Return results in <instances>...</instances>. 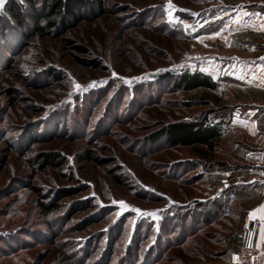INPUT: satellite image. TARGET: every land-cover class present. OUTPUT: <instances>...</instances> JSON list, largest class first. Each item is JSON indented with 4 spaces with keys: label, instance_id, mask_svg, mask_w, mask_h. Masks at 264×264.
Here are the masks:
<instances>
[{
    "label": "rangeland",
    "instance_id": "rangeland-1",
    "mask_svg": "<svg viewBox=\"0 0 264 264\" xmlns=\"http://www.w3.org/2000/svg\"><path fill=\"white\" fill-rule=\"evenodd\" d=\"M9 1L0 7V264H241L228 241L243 244L245 212L201 226L192 209L214 193L202 175L209 161L228 156L201 163L189 148L149 141L215 109V91H177L166 76L221 56L231 43L223 13L240 0H103L107 13L68 33L86 51L75 55L62 38L23 41L5 16ZM45 155L60 167L42 171ZM33 184L45 195L80 191L44 216Z\"/></svg>",
    "mask_w": 264,
    "mask_h": 264
},
{
    "label": "crops",
    "instance_id": "crops-1",
    "mask_svg": "<svg viewBox=\"0 0 264 264\" xmlns=\"http://www.w3.org/2000/svg\"><path fill=\"white\" fill-rule=\"evenodd\" d=\"M224 17L231 25L221 33L231 43L200 72L218 84L215 102L208 103L216 110L213 122L224 130L216 155L228 158L202 172L214 193L199 201L244 211L243 243L254 247V264H264V0H240ZM225 147L238 154L227 155Z\"/></svg>",
    "mask_w": 264,
    "mask_h": 264
},
{
    "label": "trees",
    "instance_id": "trees-1",
    "mask_svg": "<svg viewBox=\"0 0 264 264\" xmlns=\"http://www.w3.org/2000/svg\"><path fill=\"white\" fill-rule=\"evenodd\" d=\"M94 3L90 0H10L5 7V16L18 30H25L22 34V40L30 42L36 37L45 38H62L67 49L72 55L74 52L81 54L86 53L85 49L75 45L73 41L68 39V33L77 28L82 23L89 21L91 18H98L106 12L103 0ZM29 25L31 28L29 29ZM27 30H29L27 32ZM6 26L2 28L3 38L7 37ZM75 59L85 65L98 69L101 67L100 62L87 63L82 59ZM169 79L174 80L173 89L177 91H196L206 89L215 91L218 84L210 77L201 72H183L176 78L172 74H167ZM188 106V105H186ZM215 109H209L202 112L198 116H194L188 120L163 125L158 131L150 135L149 141L152 144L164 142L167 146L189 148L194 157L198 158L201 163L203 161L212 160V158L220 151L219 142L221 141L224 130L221 125L213 122L215 117ZM38 141L32 139L27 147V153L32 152V147ZM12 152V148L7 151L8 159ZM87 159L98 162V158L89 155ZM38 166L42 171L47 169L59 168V164L53 158L48 156L38 157ZM212 167L213 164H209ZM195 163L188 162L187 168L191 171L194 169ZM30 190L40 198V208L44 216H50L62 209L63 201L77 195L80 190L72 189L62 190L56 193L43 194L42 190L36 185H30ZM48 201V202H47ZM193 209V213L201 210V226L209 225L215 217L221 216L224 212H229L227 204L218 205L209 202H198ZM82 209V208H80ZM79 209V211H81ZM197 215V214H196ZM195 217V214H193ZM70 221L72 215L68 218ZM238 241V243H237ZM229 246L240 252L243 244H240V238H230Z\"/></svg>",
    "mask_w": 264,
    "mask_h": 264
},
{
    "label": "built area",
    "instance_id": "built-area-1",
    "mask_svg": "<svg viewBox=\"0 0 264 264\" xmlns=\"http://www.w3.org/2000/svg\"><path fill=\"white\" fill-rule=\"evenodd\" d=\"M264 198V189H263ZM239 261L241 264H254L255 249L250 242H245L239 252Z\"/></svg>",
    "mask_w": 264,
    "mask_h": 264
},
{
    "label": "snow or ice",
    "instance_id": "snow-or-ice-1",
    "mask_svg": "<svg viewBox=\"0 0 264 264\" xmlns=\"http://www.w3.org/2000/svg\"><path fill=\"white\" fill-rule=\"evenodd\" d=\"M3 3H4V0H0V7H2ZM168 7H169V9H171V8L173 7V5H172L171 3H169V4H168ZM169 15H171V13H169ZM186 27H187V26H186ZM214 35H219V33H215ZM262 59H264V58H262ZM126 82H127V81H126ZM95 84H96V82H91L90 86H93V87H94ZM75 87H76L77 89H79V88H81V85H80L79 83H77V84L75 85ZM114 203H119L120 208L123 209V210H127V209H129V205H127L124 201H119V202H115V201H114ZM131 210L134 211V212L140 213V214H146V215H150V216H154V215H155V213H153V212L144 213L141 209H138V208H132ZM255 211H256V210L254 209V210H253V213H254Z\"/></svg>",
    "mask_w": 264,
    "mask_h": 264
}]
</instances>
